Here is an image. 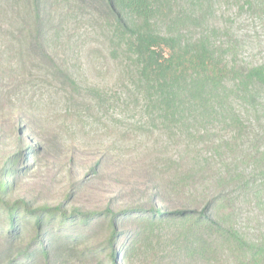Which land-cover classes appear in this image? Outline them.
Returning a JSON list of instances; mask_svg holds the SVG:
<instances>
[{"label": "trees", "instance_id": "16d2710c", "mask_svg": "<svg viewBox=\"0 0 264 264\" xmlns=\"http://www.w3.org/2000/svg\"><path fill=\"white\" fill-rule=\"evenodd\" d=\"M12 1L17 26L4 31L0 24V36L38 77L54 82L86 114L116 103L134 107L142 115L138 128L167 137L168 147L180 152L168 162L172 178L157 186L152 202L119 211L109 205L68 215L61 206L35 208L24 198L10 199L12 184L0 177V258L61 264L83 241L80 226L101 222L109 228L115 264L120 237L134 244L154 224L176 226L222 264H264L262 216L253 230L241 221L247 207L264 212V59L244 57L231 24L216 21L223 2L241 3L264 19V0H74L77 11L95 9L110 26L106 56L117 61L118 97L84 82L81 68L56 50L53 5L66 0H0V21ZM171 193L173 205H163ZM130 224L135 229L120 234Z\"/></svg>", "mask_w": 264, "mask_h": 264}, {"label": "rangeland", "instance_id": "374dc122", "mask_svg": "<svg viewBox=\"0 0 264 264\" xmlns=\"http://www.w3.org/2000/svg\"><path fill=\"white\" fill-rule=\"evenodd\" d=\"M74 5V0L53 5L59 19L53 44L81 68L84 82L99 84L118 97L123 83L118 80L117 61L106 56L110 26L95 9L77 11ZM241 5L223 2L216 21L231 24L236 38L243 40L244 57L263 60L264 19ZM15 8L10 2L8 16H1L4 31L17 26L10 19ZM37 75L1 35L0 177L12 184L9 198H24L35 208L61 206L68 215L75 209L103 211L112 205L119 211L152 202L157 186L172 178L168 162L178 159L180 149L169 148L167 137L138 128L142 115L134 107L116 103L109 111L86 114V108L78 111L59 94L54 82ZM159 160L161 167H156ZM171 196L163 197V205H173ZM247 209L242 224L253 230L260 215L263 229L264 212ZM97 224L80 226L85 237L61 264L116 263L110 256L109 228ZM127 229L135 226L121 228L120 234ZM143 230L134 244L125 235L120 237L119 264H222L212 251L201 250L195 239L182 236L176 226L154 224ZM7 263L0 258V264Z\"/></svg>", "mask_w": 264, "mask_h": 264}]
</instances>
